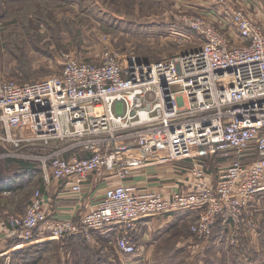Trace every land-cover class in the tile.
<instances>
[{
    "label": "built area",
    "instance_id": "2783aa9c",
    "mask_svg": "<svg viewBox=\"0 0 264 264\" xmlns=\"http://www.w3.org/2000/svg\"><path fill=\"white\" fill-rule=\"evenodd\" d=\"M227 13L238 45L208 17H186L184 26L200 42L170 58L145 61L107 50L99 62L68 59L59 74L40 81L21 83L0 76V141L12 148L11 156L24 146L49 149L53 143L72 142L37 155L45 180L52 176L65 181L79 199L91 174L114 173L121 181L78 218L49 216L45 196L37 190L25 214L10 217L14 235L25 242H65L77 236L93 242L96 233L117 228L111 243L134 255V233L148 216L194 211L191 232L202 242L211 239L219 219L230 221L233 246L259 229L264 29L242 12ZM134 140L145 158L196 159L189 169L194 188L166 197L136 192L122 182L145 163V158L125 155ZM82 146L86 156L74 151ZM206 155L224 164L212 168L202 159Z\"/></svg>",
    "mask_w": 264,
    "mask_h": 264
},
{
    "label": "rangeland",
    "instance_id": "374dc122",
    "mask_svg": "<svg viewBox=\"0 0 264 264\" xmlns=\"http://www.w3.org/2000/svg\"><path fill=\"white\" fill-rule=\"evenodd\" d=\"M195 1L0 0V76L21 83L40 81L59 74L68 59L99 62L107 50L123 55L134 54L145 61L170 58L198 46L195 43L200 42L201 37L184 26L186 17H208L217 30L231 38L233 45L241 41L227 11L242 12L264 29V20L259 22L256 19L264 14V0H209L210 3L206 4L208 8L197 6ZM201 1L206 0H198V3ZM244 2L247 5H243ZM0 134H4L1 125ZM72 144L57 142L51 147L62 148ZM38 147L24 146L18 155L11 156L12 148L0 141V171L14 169L2 166V162L6 163L9 159L14 163H34L38 162L37 155H46L52 150ZM107 150V146L102 148L103 152ZM74 151L81 156L87 155L83 146ZM223 164L219 160L209 162L212 168ZM258 207L259 229L248 237H258L257 240L264 244V198ZM193 223L188 225L190 232ZM227 226L224 231L215 228L214 233L217 230L223 240L228 239ZM193 238L196 240L195 236ZM74 239L69 242L76 244H67V247L58 240H43L32 254L35 264H127L130 258L116 251L113 242L107 247L114 257L112 262H107V257L97 252L99 247L94 248L80 236ZM196 241L205 243L200 239ZM207 250L200 249L191 262L184 261L182 264H199L200 260L209 256ZM16 258L12 255L11 264H20Z\"/></svg>",
    "mask_w": 264,
    "mask_h": 264
},
{
    "label": "crops",
    "instance_id": "0c3cea01",
    "mask_svg": "<svg viewBox=\"0 0 264 264\" xmlns=\"http://www.w3.org/2000/svg\"><path fill=\"white\" fill-rule=\"evenodd\" d=\"M210 1L198 3L196 0L194 4L204 5L203 8H208L209 6L206 4H209ZM243 5H247V3L244 2ZM256 19L261 22V19L264 20V14L261 13ZM133 145L134 148L127 151L125 155L145 158L136 144L133 143ZM163 158L164 156L145 158V163L141 167L133 168L122 182L132 186L136 192L156 191L162 192L166 197H171L176 192L191 191L194 188L195 179L189 173V169L196 159L167 160ZM202 159L208 163L218 160L217 157L210 155H206ZM20 179H17V182H22ZM120 182L114 173L91 174L85 185L84 194L79 199L71 192L69 184L65 181H59L52 176L49 180H45L43 177L40 181L39 176L32 175L26 183H19V187L17 185L15 190L6 189L4 192H0V264H11L12 255L17 257L16 261L20 264H35L32 254L44 241L24 242L18 239L13 234L9 218L24 215L28 203L37 190H41L45 196V209L49 216L60 219L78 218L96 207L107 188L116 186ZM9 191L10 193L6 194ZM263 198L264 195L256 200L257 210ZM196 219L197 215L194 211H178L142 218L134 233L138 251L134 255H127L130 257L127 259V264H182L184 261L189 263L193 259V255L202 248L208 249L207 252L210 254L208 257L205 256L206 258L204 257L205 260H200L199 264H264V244L261 240H257L258 237L245 236L247 238H241L239 243L233 246L228 242V239L223 240L224 238L217 232V230H226V227L219 226V228L216 227V233L210 241L201 243L196 241V237V240L193 238L194 236L188 228V225ZM228 223L227 237L232 228L231 222ZM118 232L119 230L115 228L96 233L93 242H89L94 248L99 247L100 251L97 252L104 254L107 257V262H112L114 257V253H109L110 248L107 247V244H113L111 241ZM222 233L224 234V232ZM74 238H71L72 241ZM71 239L61 242L62 245L67 247L76 244L69 242ZM116 251L121 252L118 248Z\"/></svg>",
    "mask_w": 264,
    "mask_h": 264
},
{
    "label": "trees",
    "instance_id": "16d2710c",
    "mask_svg": "<svg viewBox=\"0 0 264 264\" xmlns=\"http://www.w3.org/2000/svg\"><path fill=\"white\" fill-rule=\"evenodd\" d=\"M1 153H2V150L0 149V154ZM2 163H3L2 164L3 167L9 166V167H13L14 169L13 170L10 169L11 171H8V169H5V171H3V170L0 171V192H4L6 189L12 190V191L15 190L17 188V185L19 187V185H20L19 183H26L32 177V175L39 176L40 181L44 177L42 165L39 162L14 163V162H11V160L9 159L6 163H4V162H2ZM19 178H21L20 180L22 182H17V179H19ZM29 203H28V205H29ZM28 205H27V207H28ZM225 222H227V220L219 219L216 227H218V228H219V226L221 228L226 227L227 223H225ZM224 224H226V225H224ZM18 239H20V238L18 237Z\"/></svg>",
    "mask_w": 264,
    "mask_h": 264
}]
</instances>
